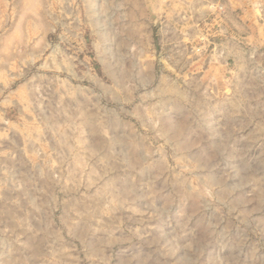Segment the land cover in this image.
Instances as JSON below:
<instances>
[{"label":"rangeland","instance_id":"1","mask_svg":"<svg viewBox=\"0 0 264 264\" xmlns=\"http://www.w3.org/2000/svg\"><path fill=\"white\" fill-rule=\"evenodd\" d=\"M189 1L0 0V264H264V0Z\"/></svg>","mask_w":264,"mask_h":264},{"label":"crops","instance_id":"2","mask_svg":"<svg viewBox=\"0 0 264 264\" xmlns=\"http://www.w3.org/2000/svg\"><path fill=\"white\" fill-rule=\"evenodd\" d=\"M160 1V0H159ZM240 1H244V0H240ZM245 1H248V0H245ZM159 3V5H157V7H159L160 6V2H158ZM243 3V5L245 6L246 4H245V2H242ZM189 4H190V8L192 9V10H197V11H199L200 12V15H205L207 12H210L211 11V7H210V5H209V3H208V0H190L189 1ZM228 9H230L229 8V5L227 4V10ZM214 10V9H213ZM255 8H254V13L252 14V15H254L255 14ZM237 10L234 8V12H236ZM264 12V9H260V10H258V12L260 13V12ZM231 12H232V9H231ZM251 12H252V10L250 9V11L249 12H247L246 11V9L245 8H243L242 9V13L245 15V14H247V15H250L251 14ZM256 14H257V12H256Z\"/></svg>","mask_w":264,"mask_h":264}]
</instances>
